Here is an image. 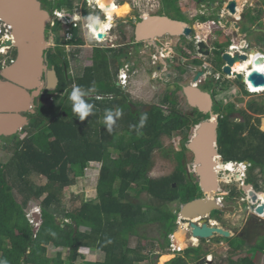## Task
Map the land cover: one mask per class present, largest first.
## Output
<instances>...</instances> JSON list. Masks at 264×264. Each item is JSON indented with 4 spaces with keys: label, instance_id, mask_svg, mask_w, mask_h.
<instances>
[{
    "label": "flooded vegetation",
    "instance_id": "flooded-vegetation-1",
    "mask_svg": "<svg viewBox=\"0 0 264 264\" xmlns=\"http://www.w3.org/2000/svg\"><path fill=\"white\" fill-rule=\"evenodd\" d=\"M230 1L232 0H144L142 5H137L135 0H116L118 6L127 3L129 11L119 17L113 14V26L104 33V38H99L90 36L85 17L96 12L100 14V19L103 21L105 14L99 8L90 7L87 0H40L44 9L50 12V20L53 18L54 11L61 13L58 21H60L61 31L66 33L62 37V43H59L56 40L54 27L52 28L50 23L46 26L45 37L50 45L46 50V61L51 67L55 66L52 61L56 56L60 60L58 66H55L59 79L57 89L62 76L74 77L69 70L68 60L72 58L74 62L77 54L73 52L76 48H85L84 45H87L92 49L90 56L92 64H89V67L95 65L96 55L104 62L107 61V73L104 74L105 90L100 93L92 89L89 93L91 100H102L105 105L101 108L96 102L91 103L92 116H98L97 119L102 124L99 130H103L105 142L103 161H93L91 167H95L96 164L99 171L104 169L108 179L111 180L112 173H115L114 169L118 166L122 167V164L129 159L130 162L125 164L123 169L120 167L121 171L141 170L146 179L156 181L177 176L182 180L183 188L187 189L189 194L192 190L195 191L193 199L205 197L196 170L195 153L189 143L201 123L215 120L218 123L216 149L219 153L220 119L225 116L231 105L244 109L255 96L248 95L245 100V93L238 84L234 83L238 79L223 72L225 65L223 53L226 51L232 52L233 55L240 53L234 50L235 48H231L232 45H237L244 51L240 54L248 56L247 60L251 54H264V30H262L264 29V1L234 0L235 12L228 9ZM108 2L109 0H105L106 6ZM250 7L255 8L254 12L263 22L262 25H252L248 11ZM160 11L164 14H159ZM77 15L80 19L74 20L73 17ZM158 15L185 22L191 29L190 34H166L156 36L149 41H137L134 33L136 24L144 16ZM128 28L132 30L130 37L127 36ZM260 39H262L261 42H259ZM89 42L91 43L88 44ZM97 48L100 49L98 53L95 51ZM13 49L15 48L8 52L4 65L10 63L11 58L15 59ZM115 50L121 51L118 57L115 55ZM247 60L235 64L239 66L242 62L247 63ZM235 64L232 65L233 72H236L233 68ZM256 65H264V61ZM3 66L0 67V73ZM244 74L247 73L244 72ZM222 83L225 85L223 88ZM186 87H195L207 93L210 103L205 105V108L193 106L185 91ZM57 89L53 92L45 89L41 91L35 100V114L41 106L53 105ZM58 109L66 115L62 107ZM118 109L122 113L120 116L116 115ZM107 110H111L113 115L111 131L106 123ZM29 114L34 113L27 114L31 120L32 117ZM263 115L264 113L259 117L262 118ZM143 116H146V121L141 125ZM238 118L241 121V117H237V120ZM25 134V136L28 135L27 132ZM96 137L97 133L94 129L92 138ZM0 139H3V136ZM152 139L156 142L155 146L149 145ZM164 161L168 162L169 169L167 173L160 174L161 162ZM223 163L227 162L219 153L218 189L214 193V198L223 206L230 207V210H212L204 218L208 225L228 230L230 236L216 233L210 238H202L196 242L190 240L186 246V249L191 247L193 242L192 247L202 249L206 253L204 258L201 257L205 264H210L205 260L208 256L213 261V255L209 253V249L214 247V243L219 248H226L224 245L220 246L224 240L218 241L216 238L226 237L229 241L239 239L240 245H232L228 241L229 245L225 249L232 254H238L239 257L247 253H243L246 248L249 249L247 245L258 246L260 238L264 237V213L253 208L255 203L257 207L264 206V189H258L256 180L253 183L249 182V168L245 174L231 173L226 168L220 167ZM228 166L233 169L234 165ZM237 174L240 178L232 180L231 176ZM135 184L136 181L131 182V185ZM173 185L176 186V183ZM246 185L251 188L247 189ZM260 186H264L262 179ZM251 190L257 196L256 201L250 194ZM129 198L132 202L139 203L132 196ZM173 203H178L180 210L184 205L182 201H174L168 203V208ZM226 215H229V218H226ZM231 216H235V221L232 223ZM192 221L185 219L182 223L189 229ZM179 222L180 219L177 222L178 226ZM197 222L199 223V220ZM173 254L175 255V252ZM256 255L262 257L264 262V249H257ZM253 263L255 264L254 261Z\"/></svg>",
    "mask_w": 264,
    "mask_h": 264
},
{
    "label": "trees",
    "instance_id": "trees-1",
    "mask_svg": "<svg viewBox=\"0 0 264 264\" xmlns=\"http://www.w3.org/2000/svg\"><path fill=\"white\" fill-rule=\"evenodd\" d=\"M95 51L98 53L100 49ZM120 54L121 51L115 50L116 57ZM13 55L15 58L16 49ZM95 57V65L86 67L80 77H61L53 105L41 106L36 114H29L31 122L22 130L27 136L20 138L16 134L0 139L10 141L0 144L3 150H13L6 163L0 162V260H6L7 264H138L149 260L151 253L144 252L146 248L141 244L131 248L130 237L125 233L153 222L145 217L144 210L156 209L164 240L168 243L167 247L160 246V251H164L170 249L171 235L179 219L178 213L168 208V203L182 201L185 204L195 198L193 190L189 194L177 176L156 181L146 179L141 170L121 171L129 159L122 167L114 169L111 180L105 170L100 169L96 198L86 200L76 192L77 180L85 176L86 168L93 161H103L105 156L104 134L99 130L102 124L98 116L93 117L90 111L81 120L79 114L73 112L75 102L70 99L73 87L78 86L85 104L96 102L101 108L105 106L102 100L93 101L89 97L92 89L100 93L105 90L104 74L96 66L104 65L107 69V61L98 55ZM59 61L56 56L52 63L58 66ZM241 89L249 94L246 88ZM263 113L264 99L254 98L244 109L231 105L219 124V153L223 160L249 161V182L256 180L259 190L264 188L260 186L261 179L264 181V130L259 117ZM237 117H241V121ZM94 129L96 138H92ZM150 144L155 146L156 142L152 139ZM34 176L44 178L45 182H34ZM134 181L142 182L138 187L153 196H150L151 201L134 203L130 200L129 189H133L131 182ZM67 189L71 195L63 203ZM35 200L40 201L42 209V222L37 232L27 216L29 205ZM68 214L74 215L71 221H67ZM61 247L68 252L58 249ZM86 249L103 252L104 260L83 255ZM52 250L55 255L50 253ZM175 254L169 264H190L186 254ZM82 256L83 261L77 263ZM195 257L200 259L197 264H205L203 259Z\"/></svg>",
    "mask_w": 264,
    "mask_h": 264
},
{
    "label": "water",
    "instance_id": "water-1",
    "mask_svg": "<svg viewBox=\"0 0 264 264\" xmlns=\"http://www.w3.org/2000/svg\"><path fill=\"white\" fill-rule=\"evenodd\" d=\"M235 7L236 2L230 1L228 9L235 12ZM0 19L11 25L13 33V38L0 41V46L13 47L17 50L15 59L3 66L0 73V137H11L30 124L31 120L27 114L35 113L36 98L44 89L49 92L55 91L59 79L55 66L49 67L46 61V50L50 45L45 34L46 26L50 21V12L44 9L40 0H0ZM190 32L191 29L185 22L159 15L142 17L134 31L137 41H149L156 36L166 34L189 35ZM98 37L104 38L105 34L99 33ZM222 58L225 62L224 73L235 76L241 83L250 82L255 88L264 86L263 72L255 69L248 74L232 71V65L247 60V55L240 53L233 55L232 52L226 51ZM263 61V57L255 59L256 64ZM185 91L193 106L205 108V105L210 103L209 95L195 87H186ZM217 128L218 123L215 120L201 123L189 143L195 153L196 170L205 197L185 203L178 213L180 222L177 230L184 225L183 220H193L189 229L184 228L187 243L190 240L196 242L202 238H210L216 233L230 236L228 230L208 225L204 218L212 210H230V207L223 206L214 198V193L218 189ZM238 178H240L238 174L231 176L232 180ZM246 188L251 187L246 185ZM250 194L256 201L255 192L251 190ZM253 208L264 213V206L257 207L255 203ZM34 217L37 222L34 231L37 232L42 222V214L39 211L34 212ZM176 233L177 231L173 234L175 240Z\"/></svg>",
    "mask_w": 264,
    "mask_h": 264
},
{
    "label": "rangeland",
    "instance_id": "rangeland-1",
    "mask_svg": "<svg viewBox=\"0 0 264 264\" xmlns=\"http://www.w3.org/2000/svg\"><path fill=\"white\" fill-rule=\"evenodd\" d=\"M143 1L144 0H141V2H140L141 5L143 4ZM262 1H264V0H262ZM257 7H259V6H257ZM254 10H255L254 7H250L248 9V11L250 12L251 19H252V25H254V24L262 25L263 22L257 18V14H255ZM95 13L96 12H94V14ZM162 13L164 14V12H162V11L159 12V14H162ZM182 17L186 18L185 16H182ZM54 21L57 23L56 27L55 26H54V28L52 27L54 32L56 33V37H57L56 40H57V42L62 43V40H63L62 37H64L63 35H65L66 33L61 31L60 21H58L56 18H54ZM131 34H132V30L130 28H128L127 29V36L130 37ZM261 41H262V39L259 40V42H261ZM90 43L91 42H89L88 44H90ZM84 47L85 48H80L81 51H79V53L77 52L78 53L77 57L78 56H84V60L81 61L82 62L81 65L76 64L74 66L73 65V59L69 58V60H68L69 70L71 71L72 74H74L73 79H75L76 77H80L82 75V73H83V71L87 65L84 63L86 61L85 58L88 59V65L92 64V60L90 58V56L92 55V49L90 47H88L87 45H84ZM82 49H83V51H82ZM74 53L76 54V51H74ZM7 57H8V53L3 54L2 56H0V61L5 62ZM89 58H90V60H89ZM63 63H64V61H63ZM96 69L102 74H105V72L107 71V69L104 65H98V66H96ZM73 70L76 71L77 74H81V75L77 76ZM234 83L238 84L240 86V88H246L244 83H240L238 80L234 81ZM221 86H222V88L225 87V85L223 83L221 84ZM253 97L256 100L261 101L262 99H264V92L260 93V95H255ZM225 98H228V97H225ZM262 118H263V121H262L261 128L264 130V115L262 116ZM18 134H19L20 138H22L26 135L25 132H22V131L19 132ZM5 142H10V141L6 140V139L0 140V144L5 143ZM12 155H13V150H3L1 147L0 162L6 163L11 158ZM161 164H162V170L160 171V174L167 173V171L169 169V166L167 165L168 162L164 161V162H161ZM228 168L232 169L229 166H228ZM240 169L243 170V167L240 166ZM99 173H100L99 168L95 164V167L94 166L90 167L88 172L85 173V176L83 178H80L77 180V183L75 186V188L77 190L76 192L79 193L80 195H83V197L86 200H92V199L97 197V184L99 182ZM250 173H251V170L249 171V178H250ZM263 178H264V175H263ZM32 180L38 184H43L45 182L44 178H40V177H36V176H34ZM249 181H250V179H249ZM141 185H142V182L139 184L136 182L135 185H132L133 189H129V191L131 192L130 193L131 196L134 199H137V202H140V203H142L143 201H151V197H153V196L150 195L151 196L150 197L147 192L142 191L140 189V187H138ZM194 193H195V191L193 190L192 194H194ZM70 195H71V193H70L69 189H67L65 192V195L63 196V203L67 202V199L70 197ZM155 200L157 201L158 199L154 198V201ZM29 206H30L29 211H33L34 209L38 208V209H40V213H42V209L40 208V201L35 200L34 202H31V204ZM169 208H171L174 212H178L180 210V205L178 203H173V204H171V206H169ZM144 212H145L144 213L145 217L150 218L151 220H153V222L141 225L136 231L131 229L130 231H127L125 233V235H126V237H130V240H131L130 247L131 248H135L137 245L141 244L144 248H146L144 250V252L151 253V257L149 258V260L138 262V264H149V262H150V264H160V260H161L162 256H170L173 258L174 254L172 251H170V249H165L164 251H160L161 250L160 245H162L164 243L165 244L164 247H167L168 243H166L164 240L163 230L161 229L162 225L160 224V221H158L159 218H158V215L156 213V209L152 207L150 209V211L144 210ZM73 217H74V215L68 214L66 217L67 221H71ZM227 217L229 218V215H226V218ZM230 220H231L230 221L231 223L233 221H235V216H231ZM176 231L178 232V230H176ZM216 239L218 241L223 239L224 241L220 246L224 245V246H226V248H224V249L219 248V247H217L218 245H216L214 243V247H211L209 249V253H212V255H213V261L210 257H206V259H205L210 264H229V263L230 264H252L253 261L255 262V264H264L262 257H259L258 255H256L257 249L258 250L262 249V245H264V237L260 238V240L258 242V246L247 245L249 247V249L246 248V250L243 252V253H245V252H247V253H245V255L241 254L239 257H238V254H232L230 251L225 250V249H227V246L229 245V243H228L229 238L220 237V239H218V238H216ZM178 240L179 239L176 240V243ZM159 242L161 244H159ZM229 242L232 245H237V244L240 245L241 244V241L239 239H232ZM178 245H179L180 249H182L184 252L183 251H181V253L177 252V254H184V256L186 254V257H187L188 261L190 262V264H197L198 263L197 262L198 259L195 256H198L200 258L201 257L204 258L205 254H206L205 252H203L202 249H199V248L196 249V248L192 247V246H194V244H192L191 247L187 248L188 250L186 251L187 242H185V241L180 242ZM242 246H243V244H242ZM58 249L65 252V253L68 252L65 247H61ZM161 252H163V253L160 255ZM50 253L52 255L56 254L55 250L50 251ZM82 254L86 255V256H90L91 258L98 260V261L104 260V257H105L104 253L99 252L98 250L86 249V250L82 251ZM170 260L171 259L165 260L164 264H167L168 262H170ZM82 261H83V256L79 258L77 263H80ZM198 261H200V259Z\"/></svg>",
    "mask_w": 264,
    "mask_h": 264
},
{
    "label": "clouds",
    "instance_id": "clouds-1",
    "mask_svg": "<svg viewBox=\"0 0 264 264\" xmlns=\"http://www.w3.org/2000/svg\"><path fill=\"white\" fill-rule=\"evenodd\" d=\"M87 2L90 7L99 8L101 12L105 14V19L103 21L100 19L99 13H95V14L90 13L85 17L86 27L89 29V34L91 37H96L98 36L99 33H106L113 26V14L119 17L129 11V5L127 3H125L123 6H118L116 3V0H109L107 6L105 3V0H87ZM57 15L59 16L61 15V13H57ZM73 19L79 20L80 17L77 15V16H74ZM258 55L259 54H257V56ZM256 58L257 57H253V60ZM251 62L252 61L250 60L249 63ZM243 67H246V66L239 67V70L242 71ZM253 67L257 71L264 72V65H260L258 67L254 65ZM81 95H82L81 88L78 86L74 87L70 93V99L75 102L74 107L72 109L73 112L78 113L79 118L81 120H84V118L87 117L89 112L91 111V105L85 104V102L81 99ZM107 112H108V115L106 116V123L108 125L109 131H111V125L114 122L113 115H112L111 110H107ZM121 114L122 113L119 109L116 110L117 116H120ZM145 121H146V116H143L141 118V125H143ZM176 252H180V251H175V253ZM175 256L176 254L174 255V257ZM169 259H172V257L162 256L160 260V264H164V261L169 260ZM0 264H7V261L0 260Z\"/></svg>",
    "mask_w": 264,
    "mask_h": 264
},
{
    "label": "built area",
    "instance_id": "built-area-1",
    "mask_svg": "<svg viewBox=\"0 0 264 264\" xmlns=\"http://www.w3.org/2000/svg\"><path fill=\"white\" fill-rule=\"evenodd\" d=\"M135 2H137V5H140L141 3V0H135ZM57 13H60V12H58V11H54L53 12V16L52 17H54V18H56L57 20L61 17V15H57ZM50 18H51V16H50ZM54 18H52L50 21L51 22H49L50 23V26L51 27H54L55 26V24H56V22L54 21ZM48 23V24H49ZM13 38V33H12V27H11V25H9V24H7V23H5L3 20H1L0 19V41H2V40H8V39H12ZM13 47H3V46H0V56H2L3 54H7L11 49H12ZM231 48H235L234 50H236V51H239L240 53H244V51L242 50V48H239L237 45H232L231 46ZM257 54H259L258 56H257ZM257 54H251L250 55V58H249V60H247L248 62H247V65H246V68L245 69H243L241 72L242 73H244V72H246L247 74L251 71V70H253L254 69V62H255V59L253 60V57H264V54H261V53H257ZM252 61L251 63H249V61ZM7 61V60H6ZM11 61H13V58H11ZM2 62V61H1ZM9 63V62H8ZM8 63H6V64H8ZM4 65V62L3 63H1V65H0V67L1 66H3ZM5 66V65H4ZM249 69V70H248ZM255 87L250 83V82H247V84H246V89L249 91V94H246L245 93V100H247V98H248V95L249 96H251V95H256V94H260V93H263L264 92V89H261V90H257V88H255ZM259 88V87H258ZM230 164H234V166H233V169H230V168H228V165H230ZM93 165V163H91V165L89 166V167H87L86 168V172H88V170H89V168L91 167ZM241 165H243L244 166V170H242V169H240V166ZM250 163H248V162H227V163H223V164H221V166L220 167H224V168H226L227 170H229L231 173H238V172H240V173H242V174H245V171H247V168H249L250 167ZM37 210V209H36ZM36 210H34V211H29L28 212V214H27V216H28V218L30 219V221L34 224V225H37V222H36V220H35V218H34V216H33V213L36 211ZM171 239L173 240V242H172V240H171V245H170V249H171V251L172 252H175V251H181L182 249H180V247L179 246H177L175 243H176V240L174 239V235H171ZM193 242H195L194 240H193ZM193 242L191 243V244H193ZM209 257V256H208Z\"/></svg>",
    "mask_w": 264,
    "mask_h": 264
},
{
    "label": "bare ground",
    "instance_id": "bare-ground-1",
    "mask_svg": "<svg viewBox=\"0 0 264 264\" xmlns=\"http://www.w3.org/2000/svg\"><path fill=\"white\" fill-rule=\"evenodd\" d=\"M247 65V63H240V65L238 66V65H234V69L236 70V72H241V70H239V67H242V66H246ZM254 65H256V64H254ZM257 67L259 66V65H256ZM246 67H243V69H245ZM249 70V69H248ZM255 89V88H254ZM261 89H264V86H261V87H259V88H257V90H261ZM234 165V164H233ZM221 166V165H220ZM241 167H243V170H244V166L243 165H241ZM194 220H196V219H194ZM184 228H186L185 227V225H183L181 228H179V230H178V232L176 233V240L177 239H179L178 241H177V246H179L178 244L180 243V242H184V241H186L187 239H186V231L184 230Z\"/></svg>",
    "mask_w": 264,
    "mask_h": 264
},
{
    "label": "crops",
    "instance_id": "crops-1",
    "mask_svg": "<svg viewBox=\"0 0 264 264\" xmlns=\"http://www.w3.org/2000/svg\"><path fill=\"white\" fill-rule=\"evenodd\" d=\"M254 1H256V0H254ZM77 52H78V51H76V54L79 53V52H78V53H77ZM83 60H84V56H83V57H82V56H78V57H76V58L74 59L73 65H74V66H75L76 64L81 65V64H82L81 61H83ZM85 60H86V61H85L84 63L87 64L86 66L89 67V65H88V59L85 58ZM74 72L76 73V71H74ZM76 75L79 76V75H81V74H77V73H76ZM241 119H242V118H241ZM238 121H240V118H238ZM262 121H263V119H262ZM92 163H93V162H92ZM40 208H41V207H40ZM34 210H36V209H34ZM34 210H33V211H34ZM37 211H40V209L37 208V210H36L35 212H37ZM33 216H34V213H33ZM34 218H35V217H34ZM99 252H101V251H99ZM149 264H150V262H149Z\"/></svg>",
    "mask_w": 264,
    "mask_h": 264
}]
</instances>
